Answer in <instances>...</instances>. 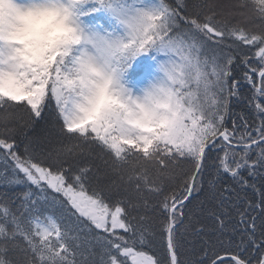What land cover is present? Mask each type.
I'll list each match as a JSON object with an SVG mask.
<instances>
[{
	"label": "snow or ice",
	"instance_id": "snow-or-ice-1",
	"mask_svg": "<svg viewBox=\"0 0 264 264\" xmlns=\"http://www.w3.org/2000/svg\"><path fill=\"white\" fill-rule=\"evenodd\" d=\"M0 264H264V0H0Z\"/></svg>",
	"mask_w": 264,
	"mask_h": 264
}]
</instances>
